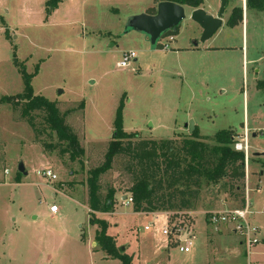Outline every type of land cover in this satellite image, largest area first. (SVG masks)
Segmentation results:
<instances>
[{
	"label": "rangeland",
	"instance_id": "374dc122",
	"mask_svg": "<svg viewBox=\"0 0 264 264\" xmlns=\"http://www.w3.org/2000/svg\"><path fill=\"white\" fill-rule=\"evenodd\" d=\"M48 1L0 0V99L23 91L12 62L15 54L26 73L34 74V95L56 102L60 113L74 111L67 114L65 122L84 153L72 161L70 154L60 153L65 145L49 131L44 132L39 120L36 132L11 106L0 105V264H122L106 258L94 241L97 228L89 224L86 186L87 172L103 162L120 103L123 131H138L143 139L187 137L178 133H189L183 131L189 121L205 138L225 130L242 137L250 227L257 229V238L262 240L264 93L256 91L252 72L264 69V12H252L255 19L248 15L242 29H232L227 21L244 0L228 1L222 28L205 42L223 46L244 41L249 60L256 61L255 66H247L245 81L237 65H231L229 74L241 76L239 85L223 88L227 76L208 73L209 88L201 90L190 83L194 96L183 92L177 97L178 80L166 78L162 84L156 80L158 60L145 36L126 32L128 18L154 13L159 0H153L149 13L146 9L152 0H62L54 11L49 7L47 12ZM217 1L203 0L199 9L216 17ZM191 9L187 7L186 20L170 43L163 39L171 33L160 39L163 45L199 40L201 30L189 19ZM236 31L242 33L236 35ZM161 48L158 45L156 51ZM128 52L135 53V62L119 68L123 53ZM20 163L26 176L17 171ZM124 166L117 161L101 176V196L110 188L116 191L114 207L112 213L94 217L106 223V233L115 239L116 248L124 247L125 254L133 256L131 264H247L237 242L238 238L242 242V236L232 233L230 227L206 222L209 214L241 207L226 199L220 187L203 190L191 210L156 213L168 220L170 234L163 236V218L155 223L151 214H135L132 204L127 205L130 176ZM43 169L50 170L57 180L39 176ZM52 205L58 213L51 216L48 208ZM144 227L150 228L145 231ZM174 227L193 233L189 253L179 252L185 244L176 231L171 233ZM251 253V263L264 264V240Z\"/></svg>",
	"mask_w": 264,
	"mask_h": 264
},
{
	"label": "trees",
	"instance_id": "16d2710c",
	"mask_svg": "<svg viewBox=\"0 0 264 264\" xmlns=\"http://www.w3.org/2000/svg\"><path fill=\"white\" fill-rule=\"evenodd\" d=\"M61 1L49 0L46 3L47 12L49 7L54 11ZM244 1L248 11L255 14L264 12V0ZM159 2H172L196 10L203 0ZM242 17V8H235L227 26H237ZM12 62L21 76L23 91L14 96L2 97L0 105L11 106L19 118L36 132V121L39 120L44 132L49 131L59 143L65 145L60 150L62 155L70 154L72 161L82 156L84 151L78 138L65 122L67 114L74 111L60 113L56 102L34 95L31 86L34 74L26 73L15 54ZM258 88L264 89V84H259ZM121 110L122 103L115 113L113 134L106 145L103 162L87 172L86 180L89 224L97 228L94 241L106 258L119 260L122 264H131L133 258L116 248L115 241L106 233V223L94 217L95 214L112 213L116 191L110 188L102 197L99 181L117 161L124 162L125 171L130 176V187L126 193L131 197L135 214L191 210L203 190L211 186L220 187L226 199L240 206L245 205L246 158L244 153L234 150L236 134L232 130L221 131L212 138L201 137L198 130L194 129L187 137L175 135L171 140L143 139L137 132L126 134L123 131Z\"/></svg>",
	"mask_w": 264,
	"mask_h": 264
},
{
	"label": "crops",
	"instance_id": "0c3cea01",
	"mask_svg": "<svg viewBox=\"0 0 264 264\" xmlns=\"http://www.w3.org/2000/svg\"><path fill=\"white\" fill-rule=\"evenodd\" d=\"M153 2L154 1L152 0V5L148 9H146L147 13H149L150 10L154 8ZM217 2L219 4V1ZM156 4H155V7H156ZM245 6L246 5L244 1V3L241 4L240 7H235L239 9L242 8L243 17H242V21L240 22V24L233 27L232 29L238 30L240 27H241L240 29H242V27H244V24H245L244 19H246L248 15H251L255 19L252 12L248 11ZM186 10H187V7H186ZM192 11L193 9H191V12ZM240 32L239 33L237 32L236 35L237 34L240 35ZM244 34L245 33L243 32V36ZM243 42L244 41H241V43L237 45L225 44L223 46H212V45H207V44L205 45L198 44L197 46H193L192 44H187V45L171 44L169 46V50L167 51L163 50L162 48L160 49V51H156V49L152 50L151 53L155 51L154 54H156V58L158 60L155 64L156 66L155 76L157 78L156 80L158 81L159 84H162L163 79H166V78H169V79L173 78L172 81L175 83H176L175 80H178L181 85H179V87L176 88L177 91H174V95H176L177 97L182 96L183 92L185 93V95L187 94V96L193 95V92H192L193 87L190 86V83L196 84V87L198 86V88H200L201 90H204L207 87L209 88L210 84L208 83L209 81L208 73L217 74V76L226 75L229 81L227 84L222 85L223 88L229 87L233 83L235 84L237 83V85H239L238 81L240 82L241 76L244 81H245V78L247 77L246 76L247 71H248L247 66L252 67L256 65L255 60L253 59L249 60L247 56V47ZM242 43L244 45H241ZM231 65H235V66L237 65V69L241 71V76L229 74L230 70L228 69L231 67ZM251 70L253 71L252 68ZM252 73H254L253 79L255 80L256 91L259 90V91H262V93H264V89L258 88L259 82H264V69L261 72L260 70L259 71L257 70ZM193 77H197V78L194 80ZM182 90H185L187 93ZM224 90L222 93H224ZM186 126L187 125L184 126L183 131L188 132L189 130H187ZM194 129L197 130V127L194 126ZM139 133L142 134V132H139ZM178 134L190 136L189 133H184V132H180ZM198 134L201 137H204L200 134L199 130H198ZM253 135L256 136L255 134ZM53 197L54 195L52 194V198ZM121 199H123V197ZM140 214H144V213H140ZM151 215L153 217L156 215L158 217L160 216L159 220L160 218H163L162 220L164 223L165 221L163 217L164 215L163 216L159 214H151ZM207 224H208V221H207ZM232 235L235 236L234 234ZM237 242L239 246L242 247L239 238L237 239ZM243 252L244 251H242V253Z\"/></svg>",
	"mask_w": 264,
	"mask_h": 264
},
{
	"label": "water",
	"instance_id": "95a60500",
	"mask_svg": "<svg viewBox=\"0 0 264 264\" xmlns=\"http://www.w3.org/2000/svg\"><path fill=\"white\" fill-rule=\"evenodd\" d=\"M220 8L216 17L208 14L205 10L196 9L190 13L189 19L199 26L201 29V35L199 40L193 41L192 45L205 44L224 24L222 17L225 13L228 1L235 0H218ZM50 11H53L50 8ZM186 7L180 6L172 2H159L156 4V11L154 14H140L135 15L127 19L126 32L132 31L142 34L150 44L151 49L155 50L159 44L160 39L169 33H174L181 26V23L186 20ZM151 50V51H152ZM187 130L189 134L194 131L193 121H189L187 124ZM253 137H255L253 135ZM255 157L259 154H254ZM18 173L26 176L27 173L24 169V165L20 163L17 168ZM125 197H123L124 200ZM124 251V247L120 248Z\"/></svg>",
	"mask_w": 264,
	"mask_h": 264
},
{
	"label": "built area",
	"instance_id": "2783aa9c",
	"mask_svg": "<svg viewBox=\"0 0 264 264\" xmlns=\"http://www.w3.org/2000/svg\"><path fill=\"white\" fill-rule=\"evenodd\" d=\"M167 42L170 43V41L173 40V36L170 35V38L163 39ZM159 46L162 47L163 50H169V46L167 44L163 45V43L160 41ZM135 53L133 52H128V53H123L122 60L118 63L119 68H126L128 67L132 61L135 62ZM243 139L242 137H236L235 142L233 144L234 150L236 152L244 153L246 150V147L243 145ZM246 154V153H245ZM246 158V155H245ZM246 161V160H245ZM5 174L8 172L5 171ZM39 176L42 178L47 179L50 182H55L57 180L56 176L47 169H43L39 172ZM127 205L132 204L131 197L126 199ZM48 212L51 215H55L58 213V208L56 205H52L48 208ZM252 215L250 206L245 202L244 206H241L236 209H231L223 212H218V213H212L209 214L208 216V223L210 224H220L223 225V227H230L232 230V233L238 234L239 236H242V242L241 245L244 249V253L247 257V264H253L250 261V256H251V249L256 246L257 244L263 242L264 237L262 240H259L257 238V229L250 227V220L249 217ZM160 217V216H159ZM159 217L156 215L153 217V220L156 222H159ZM164 223L162 227V235L163 236H169L170 234V229H168V220L166 217H164ZM150 227H144L145 231H148ZM178 233L179 239L185 244L184 247L180 246L179 247V252L187 254L190 251V246L192 244V241L195 239L193 233L190 232L189 229H177L174 227L172 229V232ZM264 235V234H263Z\"/></svg>",
	"mask_w": 264,
	"mask_h": 264
}]
</instances>
